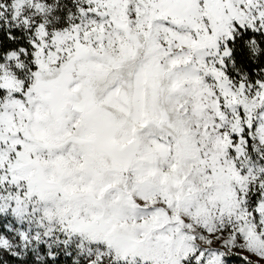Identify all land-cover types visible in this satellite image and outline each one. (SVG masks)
<instances>
[{"label":"snow or ice","instance_id":"1","mask_svg":"<svg viewBox=\"0 0 264 264\" xmlns=\"http://www.w3.org/2000/svg\"><path fill=\"white\" fill-rule=\"evenodd\" d=\"M0 264H264V0H0Z\"/></svg>","mask_w":264,"mask_h":264}]
</instances>
